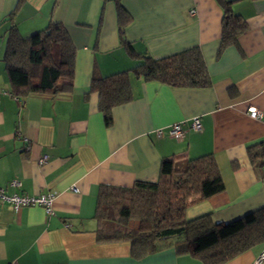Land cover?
Instances as JSON below:
<instances>
[{
	"label": "crops",
	"instance_id": "obj_1",
	"mask_svg": "<svg viewBox=\"0 0 264 264\" xmlns=\"http://www.w3.org/2000/svg\"><path fill=\"white\" fill-rule=\"evenodd\" d=\"M117 1L131 17L124 36L136 53L161 58L198 47L211 84L171 87L131 77L132 99L113 107L105 124L97 92L87 93L91 77L140 63L119 40ZM229 1L246 29L235 45L220 49L222 10L215 0H0V187L55 193L51 214L38 205L0 204V264H202L170 247L136 259L128 241L96 238L99 186L155 181L161 159L170 155L211 153L224 184L191 204L187 218L209 213L228 222L264 206V159L257 170L246 152L264 141V0ZM11 12L22 36L50 21L65 27L75 47L70 92L11 93L2 59ZM248 107L261 117L251 118ZM193 116L201 130H188L182 140L169 137L168 125ZM158 128H164L159 136ZM14 178L19 187L8 185ZM263 247L224 264H254Z\"/></svg>",
	"mask_w": 264,
	"mask_h": 264
},
{
	"label": "trees",
	"instance_id": "obj_2",
	"mask_svg": "<svg viewBox=\"0 0 264 264\" xmlns=\"http://www.w3.org/2000/svg\"><path fill=\"white\" fill-rule=\"evenodd\" d=\"M221 7L220 49L237 43L246 29L234 14L231 1L215 0ZM11 21L5 39L3 62L11 93L57 94L73 87L75 47L65 27L50 21L28 36L19 34ZM117 29L127 55L136 66L106 76L93 75L89 92H97L105 124L111 109L132 99L130 79L157 81L171 87L205 88L211 80L198 47L161 57L136 53L125 39L129 13L116 2ZM219 49V50H220ZM246 152L257 170L264 159V141L250 144ZM224 189L211 153L194 158L170 155L160 161L155 181H135L131 186L101 184L93 218L100 242L128 241L130 254L140 259L165 248L187 254L202 264H224L251 247L264 243V206L228 222H215L209 213L187 218L186 209Z\"/></svg>",
	"mask_w": 264,
	"mask_h": 264
},
{
	"label": "built area",
	"instance_id": "obj_3",
	"mask_svg": "<svg viewBox=\"0 0 264 264\" xmlns=\"http://www.w3.org/2000/svg\"><path fill=\"white\" fill-rule=\"evenodd\" d=\"M194 10H191L190 13H193ZM247 113L251 118H260L262 113L260 110L254 107H248ZM186 125V127H185ZM202 128L201 120L199 116H193L189 120L177 121L166 127L169 137H172L176 140H182L185 137V134L188 130L199 131ZM164 128L155 129L154 132L157 136L163 133ZM16 135H19V132H15ZM23 141L27 143V139L22 137ZM47 159L46 155L41 156L38 159L39 163L45 162ZM10 187L16 188L19 187L20 182L18 179L14 178L8 183ZM72 190H76L75 187H72ZM55 199L54 192H47L37 195H28L24 193H19L16 191L9 192L5 187H0V204H8L13 209H18L19 207L27 206H41L46 214H51L53 209V203ZM264 261V247L259 252V254L254 259V264H261Z\"/></svg>",
	"mask_w": 264,
	"mask_h": 264
}]
</instances>
